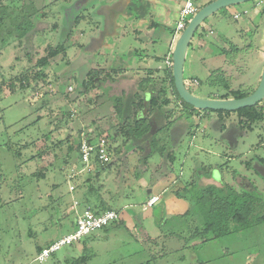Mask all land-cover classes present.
I'll list each match as a JSON object with an SVG mask.
<instances>
[{"label":"rangeland","instance_id":"1","mask_svg":"<svg viewBox=\"0 0 264 264\" xmlns=\"http://www.w3.org/2000/svg\"><path fill=\"white\" fill-rule=\"evenodd\" d=\"M170 1L175 0H165ZM210 1L198 0L199 7ZM160 9L159 0H0V15L8 14L0 31V81L6 79L0 82V169L5 174L0 187V264H71L69 260L83 254L84 240L93 254L87 264H264V219L230 234L187 240L200 219L180 216L194 201L193 194L205 186L241 189L244 184L261 197L256 216H264V117L246 131L234 122L223 129L214 112L179 121L178 129L169 132L154 131L157 145L160 139V145L166 142L172 148L171 163L152 152L151 141L138 144L113 129L120 119L113 114L112 97L127 93L146 74L134 68L166 66L153 55L168 53L177 18H167ZM244 10L248 13L239 20L233 18L234 12ZM24 12H30V18H23ZM24 26L27 34L20 40ZM202 27L206 31L200 28L203 35L197 32L192 39L184 69L192 91L212 96L216 88L207 80L219 67L228 71L234 87L256 90L264 67V0L220 9ZM201 41L207 47L199 45ZM60 43H65L67 54L51 59L43 69L45 77H35L38 68L33 66L47 53L46 47ZM232 44L241 49L230 57L221 54ZM90 67L104 70L105 83L84 93ZM114 69L119 71L116 75ZM26 72L28 89L11 93L9 82L17 89L16 77ZM108 74L114 75L113 81L107 80ZM101 130L122 153L94 184L102 186L111 205L123 209L138 236L127 226L100 229L41 263L36 260L37 247L73 232L76 214L71 206L75 200L77 207L85 206L86 189L79 184L88 175L72 177L82 163L74 162V154L71 161L67 144L59 142L68 133L79 142L83 134L93 136ZM48 149L35 159L38 163L31 158ZM50 163L55 167L46 178L38 181L31 175ZM192 179L195 185L185 191L184 184ZM149 190L160 199L145 211ZM173 231L186 237L170 234Z\"/></svg>","mask_w":264,"mask_h":264},{"label":"trees","instance_id":"2","mask_svg":"<svg viewBox=\"0 0 264 264\" xmlns=\"http://www.w3.org/2000/svg\"><path fill=\"white\" fill-rule=\"evenodd\" d=\"M212 1V0H211ZM210 1V2H211ZM224 9V8H223ZM6 16L0 15V31L6 21ZM30 12H24L23 18H30ZM26 24V23H25ZM154 25H158L155 23ZM20 34V40L27 34V28ZM200 28L204 31L205 28L201 26L198 28L197 32H200ZM171 33H175V30H171ZM195 34V35H196ZM192 43H190V46ZM47 53L40 57L36 62L34 68H38L36 70V76L38 79L45 77L43 69L47 67L51 59L61 55L62 53L67 54V48L65 43H60L56 46H47ZM241 47L237 44L230 45L229 49H222L221 54L227 55V57L232 56L240 50ZM139 53V52H138ZM159 62L165 60L167 58V54L163 57L153 56ZM141 59V58H140ZM228 60V59H227ZM121 69V68H120ZM138 69H143L141 66ZM145 75L137 78V82L127 93L123 92L118 94L117 96L112 97L113 106L112 111L113 114L117 115L120 119L119 125L115 126L113 129L115 131H119L122 135L128 137V139H132L134 142L138 144L141 143L142 140L151 141V147L153 148L152 152L160 153L162 157L165 158L166 161L170 163L174 161L175 154L171 151V147L163 142L160 145H157L158 138L155 136L154 131H165L169 132L173 129H178L176 127V123L182 120L190 121V119H195L199 117H204L208 113H216L217 117L220 119L223 129L229 127L227 123L234 122L237 125V128L241 131L252 130L254 125L261 121L264 117V103L261 101L253 106H248L244 108H240L236 111H226V110H201L193 107L191 104L184 101L179 93L176 90L174 76L172 67L165 66V68H144ZM31 71V70H30ZM103 69H96L90 67V70L87 73L86 78L83 80V89L84 93L92 90V88L97 87L98 84L105 83V80L101 78L103 76ZM116 75L119 71L117 69L113 70ZM158 72V73H157ZM30 72H26L25 74L16 77L15 81L20 83V86L15 88V84L9 82V90L11 93L21 89L27 90L28 84L24 82L29 81ZM158 74V75H157ZM212 76L207 80L209 85H212L216 88V91L213 92L212 96H208L210 98H221V99H229V98H241L248 96L253 91H249L242 87H234L232 84V77L228 74V71L224 67H219L211 72ZM186 80V77L184 75ZM196 77H191L190 80ZM114 75L108 74L109 81H113ZM199 80V84H201V80ZM189 79L186 80L187 86L192 91L191 88H194L191 83L188 82ZM2 82L6 81V79L1 80ZM0 81V82H1ZM14 81V82H15ZM0 92H3L0 86ZM193 92V91H192ZM194 93V92H193ZM150 95L149 101H147V97ZM237 115L236 118L233 116ZM159 119V127L157 129L156 123ZM61 117H64L63 115ZM60 117V118H61ZM235 119V120H234ZM64 122L60 124L63 125ZM196 124V123H195ZM198 125V124H197ZM192 126V124L190 125ZM56 129L61 131L59 125H57ZM193 129H186V132L193 135ZM190 131V132H189ZM104 135V132L99 131L95 132L93 136ZM47 136V135H46ZM115 138V134L111 135ZM107 137V136H106ZM65 141L60 140L59 143L61 145L67 144V155L71 158L72 155H76L74 162H81V154L79 150V142L77 136H71L69 133L65 136ZM34 141L30 142L33 144ZM78 142V143H77ZM126 143V142H125ZM114 144V148L112 147ZM109 145L115 156L112 154V160L108 163H100L94 162L91 170H84L80 173H77L73 178L76 179L81 174H87L88 177L84 178L79 186H82L86 189L85 191V206H90V208L96 213L101 214L106 212L107 210H116L119 213V218L114 220L110 225H107L101 229L109 230L112 228L125 226V221H123V213L122 208H118L116 206L111 205L103 196L101 190L103 189L100 185L94 184V178L99 177L101 171L105 170L108 167L113 166V164L118 160V157L121 155L120 147H116L115 143L109 142ZM27 146V145H26ZM48 150L42 151L39 155H34L31 158L35 159L40 158L48 153ZM150 152V151H149ZM145 163H147V156L144 159ZM70 160L65 161L69 163ZM38 163V161H36ZM55 167L54 163L49 164V168H41V170H35L31 172V175L35 177L38 181L47 177L48 171ZM21 168V167H20ZM75 171L79 170L77 166H75ZM41 171V172H39ZM5 174L3 173V169H0V187L3 183V178ZM196 180L192 179L184 184L183 189L188 191L195 185ZM244 184V183H243ZM244 188L238 189L232 185L225 186H217V185H208L202 188L199 192H197L196 196L193 194L192 198L194 201L191 203L190 207L185 213L180 214V216H193L200 219V223H198L194 230L191 231L188 237L183 235L180 232H170V234H175L178 236L186 237V239H191L193 237L198 236H206L212 233L213 236H222L226 234H230L232 232L247 228L254 223L262 222L264 219L263 215L256 216V212L258 211L259 204L261 203V197L257 195V191L252 190L251 187L247 188V185L244 184ZM153 191V190H152ZM153 193V192H152ZM150 194V196L152 195ZM149 196V197H150ZM182 196V195H181ZM183 197V196H182ZM76 226V225H75ZM100 230V229H99ZM98 231V230H97ZM93 234V233H92ZM91 235V234H90ZM89 235V236H90ZM87 239L89 238L86 236ZM85 238V237H84ZM87 240H84L83 254L78 257H73L71 264H87L91 257H93L91 252L88 250ZM53 242H50V245ZM74 245V243L69 244ZM45 246H38V253Z\"/></svg>","mask_w":264,"mask_h":264},{"label":"built area","instance_id":"3","mask_svg":"<svg viewBox=\"0 0 264 264\" xmlns=\"http://www.w3.org/2000/svg\"><path fill=\"white\" fill-rule=\"evenodd\" d=\"M180 2L179 14L174 28L176 36L179 35L187 26L190 18L194 16L200 9L196 0H178ZM248 10L243 12H234V18L239 19L243 14H247ZM211 33L213 31L211 30ZM166 65L173 66L171 55L166 58ZM193 81L197 82L196 79ZM198 83V82H197ZM192 84V83H191ZM79 150L81 154L82 168L77 173L84 170H91L94 162L108 163L112 160V150L109 145L108 138L105 135L90 136L83 134L79 141ZM76 173V174H77ZM74 174L72 177H74ZM70 189L73 191L75 187L72 185ZM160 196L152 194L147 202L143 205V210H148L159 202ZM77 200L71 206L76 214V228L73 232L57 239L48 246H45L36 257V260L43 263L47 261L55 252L61 250L64 246L81 241L84 237L96 232L97 230L110 225L114 220L119 218L116 210H107L104 213L96 214L90 206H85L79 210Z\"/></svg>","mask_w":264,"mask_h":264},{"label":"water","instance_id":"4","mask_svg":"<svg viewBox=\"0 0 264 264\" xmlns=\"http://www.w3.org/2000/svg\"><path fill=\"white\" fill-rule=\"evenodd\" d=\"M253 0H212L202 6L198 12L189 20L186 28L179 33V37L175 41V46L172 51V71L174 76L175 87L181 98L193 107L201 110H226L236 111L240 108L256 105L264 100V67L262 70L261 80L251 94L241 98H210L201 97L193 93L187 86L184 78V69L187 58V52L196 31L203 22L219 11L220 9L235 6ZM149 194L152 190L148 191Z\"/></svg>","mask_w":264,"mask_h":264},{"label":"crops","instance_id":"5","mask_svg":"<svg viewBox=\"0 0 264 264\" xmlns=\"http://www.w3.org/2000/svg\"><path fill=\"white\" fill-rule=\"evenodd\" d=\"M197 1V3H199L198 2V0H196ZM199 5V4H198ZM159 8H161L160 10H161V12H162V14H165L166 16H167V18H169V17H172V16H174V17H176L177 19H178V14H179V8H180V2L178 1V0H175L174 2L173 1H170V2H165V0H159ZM233 18H234V15H233ZM235 20H239V19H236V18H234ZM108 22H109V20H108V18L106 19V23H105V25H107L108 24ZM155 27H156V25H154ZM246 25H242L241 26V28L242 29H246ZM152 28V27H151ZM241 29V30H242ZM210 32H211V30L213 31V34H215V30H214V28L213 27H211L210 29ZM243 31V30H242ZM175 38H176V34L174 33H172V38H171V40H170V47H169V51H168V53H167V57L169 56V55H171V58H172V51H173V46H174V43H175ZM221 44H222V42H221ZM195 45H197V42H196V44ZM199 45H201V46H205V43L203 42V41H201L200 42V44ZM223 46H224V44H222ZM205 47H207V44H206V46ZM154 56V55H153ZM148 57L149 58H151V56L150 55H148ZM154 58V57H153ZM141 65H139V66H137V67H135L134 68V70H137V72L136 73H139V72H141V70H144V68L143 69H138L139 67H140ZM143 66H141V68H142ZM127 69H129V67H126ZM156 68H160L159 66H157ZM133 70V69H132ZM142 73V72H141ZM144 73H145V70H144ZM158 73V72H157ZM158 75V74H157ZM195 79V78H194ZM84 205L82 206L81 205V207H78V209L79 210H82V209H84ZM150 209V208H149ZM148 209V210H149ZM148 210H145V211H148ZM122 217H123V221H125V226H127L126 228H128V229H130V231L134 234V235H136V236H138V232H137V230L136 229H133V225L134 224H132V220L130 219L129 220V223L127 222V219H126V217L125 216H123L122 215ZM135 227V226H134Z\"/></svg>","mask_w":264,"mask_h":264}]
</instances>
